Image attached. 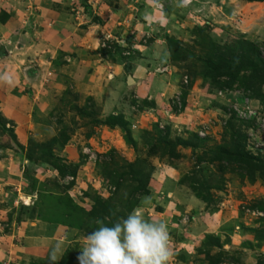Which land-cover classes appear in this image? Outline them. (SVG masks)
Instances as JSON below:
<instances>
[{
	"label": "rangeland",
	"instance_id": "374dc122",
	"mask_svg": "<svg viewBox=\"0 0 264 264\" xmlns=\"http://www.w3.org/2000/svg\"><path fill=\"white\" fill-rule=\"evenodd\" d=\"M159 2L0 0V264H79L136 207L171 264H264V72L230 61H264V0Z\"/></svg>",
	"mask_w": 264,
	"mask_h": 264
},
{
	"label": "clouds",
	"instance_id": "9594fccd",
	"mask_svg": "<svg viewBox=\"0 0 264 264\" xmlns=\"http://www.w3.org/2000/svg\"><path fill=\"white\" fill-rule=\"evenodd\" d=\"M191 0H180L186 7ZM154 7H163L159 0H148ZM149 17L146 15L145 19ZM6 79V77H0ZM99 227L82 239L79 264H171L174 252L171 237L163 220L146 219L139 207L111 226L102 220ZM51 260L56 261L53 254Z\"/></svg>",
	"mask_w": 264,
	"mask_h": 264
},
{
	"label": "trees",
	"instance_id": "16d2710c",
	"mask_svg": "<svg viewBox=\"0 0 264 264\" xmlns=\"http://www.w3.org/2000/svg\"><path fill=\"white\" fill-rule=\"evenodd\" d=\"M244 1H246V2H261V1H263V0H244ZM4 14H5V12H4ZM7 16H4L3 18H6ZM1 21L2 22H4L3 21V19H1ZM239 44L240 45H242L243 46V48H239V50H240V52H238L239 53V55H241V54H246V58H247V60L246 61H243V59H241V58H238L234 53H235V50L233 49V50H230L231 51V54L232 55H228V57L229 56H233V54H234V56H233V58H236V59H232V60H230L231 62H233L234 63V65L235 64H238V70H239V68H241L242 67V65H243V63L245 64V63H249L248 65H252L253 66V68H255V70L257 71V73H263L264 72V61H262L261 60V58H259V53L258 52H256V47L254 46V45H252L251 44V42H248V41H239ZM214 47H215V45H214ZM229 50H226L225 51V49H224V51H218V49H215V51H217L218 53H219V55L217 56V59L220 61H223V60H225V61H228V57H227V52H229ZM256 52V53H255ZM252 54H254V56H255V58L258 60V62H253V60L252 59H254L251 55ZM238 58V59H237ZM248 58H250V60L248 61ZM247 65V64H246ZM241 66V67H240ZM115 117H117V116H115V114L114 115H111V117L110 118H112L113 120L112 121H109L108 122V124L110 125H114V118ZM9 122H11L10 121V119L8 118V117H6V116H4L3 114H2V112H1V110H0V129H2V132H6V133H8L9 135H11V141H12V139L14 138L15 140H16V136H15V134H14V131H13V128H11L12 126H8V127H6V123H9ZM119 125V124H118ZM120 125H121V122H120ZM198 139V138H197ZM62 140V139H61ZM42 142V141H41ZM63 142H64V140H63ZM34 144H33V149H38L39 150V148L41 149V148H43L44 146H43V143H37V142H33ZM236 159V158H235ZM238 161V163H240L241 165H242V167H243V165H245V166H249L250 165V163H249V157L247 156V154H243V155H240L239 157H238V159H237ZM243 168H245V167H243ZM242 168V169H243ZM119 175H121V174H119ZM120 178H122V177H120ZM101 205L104 207V205H105V201H102V203H101ZM77 207H79V206H77ZM96 211V210H95ZM93 214H95L94 212H92ZM96 214H97V216H99L98 218H99V220H102L106 225H108V226H111L112 225V223L111 222H108L107 223V221H106V219H105V216H104V214H102L101 212H100V214L98 213V211H96ZM70 216H74L73 214L71 215V214H69ZM96 216V215H95ZM70 220V219H69ZM60 221V220H59ZM68 220L66 219L65 220V222H64V224L63 225H67V226H71L70 224H68V222H67ZM61 222V221H60ZM73 225H75L76 227H77V224H75V222L73 223ZM82 226V225H81ZM99 225H97V223H91V224H86L85 225V229L86 230H89V231H93L95 228H97ZM80 228V227H79ZM65 254V253H64ZM67 254H69V253H67ZM218 255H221V254H218ZM207 256V255H206ZM208 257V256H207ZM207 260H209V263L211 264V263H215V262H217L219 259L218 258H214V259H212V258H208ZM54 262H57V261H54Z\"/></svg>",
	"mask_w": 264,
	"mask_h": 264
},
{
	"label": "water",
	"instance_id": "95a60500",
	"mask_svg": "<svg viewBox=\"0 0 264 264\" xmlns=\"http://www.w3.org/2000/svg\"><path fill=\"white\" fill-rule=\"evenodd\" d=\"M130 81H132V80H129V82H130ZM27 198H28V200L25 199V198H21V200H22L23 202H25V203H28V202H30L31 197H29V195H28Z\"/></svg>",
	"mask_w": 264,
	"mask_h": 264
},
{
	"label": "built area",
	"instance_id": "2783aa9c",
	"mask_svg": "<svg viewBox=\"0 0 264 264\" xmlns=\"http://www.w3.org/2000/svg\"><path fill=\"white\" fill-rule=\"evenodd\" d=\"M261 126H262V128H264V119H262V121H261Z\"/></svg>",
	"mask_w": 264,
	"mask_h": 264
}]
</instances>
